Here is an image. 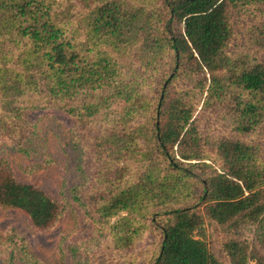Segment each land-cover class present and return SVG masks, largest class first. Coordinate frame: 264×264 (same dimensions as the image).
Masks as SVG:
<instances>
[{
  "label": "trees",
  "instance_id": "1",
  "mask_svg": "<svg viewBox=\"0 0 264 264\" xmlns=\"http://www.w3.org/2000/svg\"><path fill=\"white\" fill-rule=\"evenodd\" d=\"M54 110L99 150L72 191L111 251L149 230L152 264H264V0H0V207L40 228L66 207L14 164L57 162L29 118Z\"/></svg>",
  "mask_w": 264,
  "mask_h": 264
},
{
  "label": "rangeland",
  "instance_id": "2",
  "mask_svg": "<svg viewBox=\"0 0 264 264\" xmlns=\"http://www.w3.org/2000/svg\"><path fill=\"white\" fill-rule=\"evenodd\" d=\"M237 26L241 28V25ZM84 35L85 32L79 39L84 40ZM85 43L79 50L88 53L90 45ZM202 105L203 100L199 103V109ZM29 118L32 121L39 120L45 131H49L52 137L48 150L57 162L44 163L38 168L35 166L34 171L28 174L23 170V165L28 163L22 159L14 164L16 174L24 181L36 183L49 190L65 205L66 210L53 227L40 228L23 211L0 207V264H152L153 253L150 251L158 249L157 244L152 241H160V235L155 237L147 230L131 247V251L114 244L111 251V238L100 231V225L95 224L73 198L72 187L81 183L79 181H84L76 170V163L80 159L89 158L90 151L93 150L95 160L89 163L94 173L91 186L96 179V168L102 164L100 155H97L99 150L94 146V141L89 140L83 124L60 110L45 115L40 111H33ZM0 134L4 139L5 132L0 131ZM69 141L73 143L74 151L66 146ZM35 158L36 161L44 160V156ZM132 172L136 173L131 177L134 179L139 169ZM85 187L82 186V189L85 190ZM117 218H113L111 222H115ZM145 221L151 224V218ZM210 244L216 249L219 248L216 242ZM23 246L25 249L21 248ZM225 257L230 260L226 255ZM111 259L112 262H109ZM249 264H255V261H249Z\"/></svg>",
  "mask_w": 264,
  "mask_h": 264
}]
</instances>
